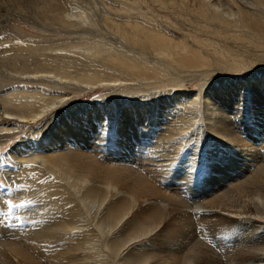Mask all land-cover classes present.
Segmentation results:
<instances>
[{"label": "bare ground", "instance_id": "bare-ground-1", "mask_svg": "<svg viewBox=\"0 0 264 264\" xmlns=\"http://www.w3.org/2000/svg\"><path fill=\"white\" fill-rule=\"evenodd\" d=\"M11 1L17 9H22L19 0ZM152 1L175 11L194 30L180 33L165 29L136 8L138 3L132 8L138 10L136 15L143 16L132 17L131 11L126 12L127 8L123 7L125 17L116 20L108 10L93 16L89 12L91 7L79 6L65 13L63 6H53L55 0H39L34 4L36 13H64L69 16L65 21L74 26L98 27L101 23L107 27L104 28L107 34L85 36L77 42L79 46L71 43L74 49L71 44L72 49L63 48L66 44L45 47L39 53L33 49L35 53H29V58L20 62L2 52L0 75L24 84L17 87L0 82V118L13 120L0 122V133L10 136L31 123H38L32 133L42 135L45 128L57 124L39 143L26 140L13 146L12 155L18 166L8 167V178L22 177L32 183L30 192H36V198H43L39 203L30 200L28 206L36 219L25 224L61 230L60 239H75L81 255L87 256V250L91 257L98 253L96 247L106 248L115 264L119 261L161 264L163 257L154 253L152 246L137 242L150 233L147 239L150 242L166 236L189 246L183 254L176 250L172 253L168 258L172 264H222L218 255L194 237L192 229L195 223L203 225L217 220L249 231L233 252L225 249L226 260L264 262L258 255L264 249V162L257 164L253 174H247L246 181L226 188L212 199L196 200L191 206L177 196L180 187L179 192L194 185L197 178L196 173L185 170V164H177L178 154L186 141H197L196 136L204 127L219 137L222 144H227L226 148L220 145L223 156L233 151L248 154L249 160L257 159L251 153L255 149L241 142L236 132L244 127L260 128V121L250 114V120L241 122L243 127L235 126L240 128L236 130L234 117L238 109L251 113L249 104L254 100L256 111L264 107V0ZM206 76H211L208 83L212 89L205 91L200 99L207 78L199 80ZM196 81L200 82L196 91L184 89L186 84ZM166 85L174 88L163 89V93L155 91ZM96 88L106 92L102 103L95 102V106L88 108L86 104L72 103L83 91ZM215 93L219 101L222 96L227 100L238 99L221 106L214 102L218 100H210L211 95L217 96ZM201 117L205 126L193 128ZM191 129L193 132L187 135ZM89 141L119 145L128 160L138 155L147 165H160L158 174L166 181L161 178L153 184L130 167L103 165L90 154V149L77 150L78 146L89 145ZM196 141L190 146L191 154L198 149ZM22 144L28 146L24 152L19 151ZM95 148L92 146V150H99L100 145ZM194 168L195 165L190 170ZM167 185L173 187L171 193L165 192ZM17 191L22 197L28 190ZM44 213L51 218L42 217ZM7 247L18 263L38 264L31 251L14 244ZM2 263L8 264L3 260Z\"/></svg>", "mask_w": 264, "mask_h": 264}, {"label": "rangeland", "instance_id": "rangeland-1", "mask_svg": "<svg viewBox=\"0 0 264 264\" xmlns=\"http://www.w3.org/2000/svg\"><path fill=\"white\" fill-rule=\"evenodd\" d=\"M19 1L23 5L22 9H17L11 0H8L7 3H3V4L0 3V56L2 55V52H5L6 53L5 56L9 57L10 55V58L16 59V62H20L22 59L24 60L27 59V57L29 58V55L31 54V52L33 54L34 50L35 51L37 50L36 52L39 53V50L51 48V46L52 48H54L57 46H62L63 44H66L63 46V48L66 47L65 49L67 48L69 49L71 45L72 44L75 45V43L79 46V43L77 42L81 41L85 36H91L92 34L102 33V32L104 34H107V32L105 31V29L107 30V27L106 28L103 27L102 25H100L101 23H99L98 27H91L88 25H76V26L69 25L71 23H67L65 21L67 20V18H69V16L65 15L64 13L61 14L62 16L57 14H50L48 12H40L38 10H37L38 12L36 13V10L34 9V4L36 2H39V0H19ZM55 1H56V4L54 2L55 5L52 2L53 6H59V7L63 6L62 9L65 10V13L67 11L73 12L74 10L78 9L79 6H81V9L82 8L89 9L91 7L89 9V12L93 13L92 14L93 16L103 14L104 11L108 10L113 18L119 20L123 18V15L126 14V12L131 11L132 17L143 16L144 14L145 16L147 15L151 16L153 19L157 20L160 26H162L165 29H171V30L173 29L174 31H180V33H182L181 31H183L184 33L189 30L190 31L194 30V27L191 25V23H189L186 19L179 17L177 14H175V11H172L167 8H163L161 5L153 2L152 0H137V1L136 0H55ZM136 3L139 4V5L137 4L138 7L136 6ZM132 5L136 6V8H139V10L141 12H144V14L142 15L139 13L136 15L135 13L138 10L133 9ZM37 6H39V4ZM92 7H94L95 9L94 8L92 9ZM123 7L127 8V11L122 10ZM63 18L66 23L63 21ZM75 21L77 20L75 19ZM84 31H88V32H84ZM226 43L230 45L233 44L230 41H226ZM68 44L69 47L67 46ZM72 48L74 49L73 45ZM218 70L222 71L221 69ZM254 72L257 73L258 71H254ZM211 76L202 77L199 80L201 82V81H205V79L207 78L206 81L208 84V85L205 84L203 92H201L200 99H202V94L205 95V91H210L212 89L211 85H209L208 83L210 81ZM242 79L243 78H241V80H238V83H240V85L243 81ZM199 81L193 82L191 84L189 83L186 84L184 89L190 92L196 91L198 89L197 85H199L200 83ZM0 82L8 83L10 86H17V87L24 84L23 82H20L18 80L16 81L11 78L6 79L3 75H0ZM25 84L29 85L28 83ZM172 88H174L172 85H166L165 87L155 89V91L163 93L162 92L163 89L170 90ZM105 94L106 92H104L102 88H96L93 90L90 89L88 91H83L82 94H80V96L73 98L72 103L73 104L75 103L76 105L86 104L87 108L93 107L95 106L94 105L95 102L96 104L102 103L103 101L102 96H104ZM215 95L217 94L215 93ZM211 96H212V99H210L211 101H213V99L215 100L219 99L218 95L217 96L211 95ZM237 99L238 98H235V100ZM225 100L227 99H224L222 96V100L220 101L218 100L217 102L216 101L214 102L221 106L222 105L227 106L230 103H232L234 99L231 98L227 100L228 101L227 103ZM255 102L256 101L254 100L251 101V104H249L251 113H249L247 109H245L246 111L245 110L242 111L241 109L235 111L234 119L237 121L236 122L237 124L236 125L234 124V128L236 130H240V128H237L235 126H239V127L242 126L240 124L241 122L247 123L250 120L248 119L250 114L251 116L253 115L254 118L256 119L258 118L257 120L260 121V123L258 124L260 128L244 127L243 128L244 130L242 129L241 132L240 131L236 132L237 135L241 136V137L238 136L241 139V142H246L248 145H251L255 149V151L251 150L252 151L251 153H253L254 157L256 156L257 159L255 158L256 160L254 161V158H250L252 160H249L246 158L248 154L246 153L244 155L241 154L242 155L241 156L238 153H234L233 151L231 152L230 155L223 156L224 151L222 152V150L224 149H222L220 145H223L222 147L226 148L227 144L225 143L222 144V141L220 140L219 137L214 136L210 132H207V129L206 130L204 129L205 121L204 120L202 121L203 118L201 117L200 119H198L197 121L198 123L193 128H197L201 126L200 128L204 127L202 128L204 131L202 130V133H199L201 136L199 134L198 136H196L198 138L197 141L195 139H191L190 142L188 141L185 142L184 146L182 147V149L178 154L179 161L177 163L178 165L180 164L181 166L185 164L184 165V168H186L185 170H189V172L193 171V173L197 174V178L195 181L196 183H194L195 186L190 184L189 186H187V188L183 187L184 190L183 191L181 190L180 192L179 189H181L182 187H180L179 189L177 188L178 197L182 198L191 206L195 204L196 200H197L196 202H200V201L203 202L205 200L212 199L214 196H216L218 193L222 192L226 188H229L232 185L239 184L240 182L242 183L243 181H246L248 177L247 174L248 175L253 174L255 169L257 168V164L264 162V154H263L264 142L262 141V139L264 138V114H263L264 107L263 109L259 108L256 111L254 107ZM0 117H2L1 113H0ZM6 121L9 123L13 122V120L10 119L4 120L3 118H0V122H6ZM201 122H203V124ZM37 124L38 123H31L26 127H24L21 131H17L10 136L6 135V133H0V164L3 166V168L0 169V186H1L0 187V264L2 260L5 263L7 262L8 264H22V263H18L16 257L12 256V254H10V251L8 250L7 246H9L10 248V246L13 244L19 246L21 249H27L31 251L36 257L38 264H115L116 261L113 260L110 256L108 257L106 248L96 247L95 252L98 251V253L96 255H91V257L88 255L87 250H85L87 256L83 254L81 255L82 250L78 249L80 246H78L76 242H74L76 241L75 239L72 238H68V239L63 238V240L60 239L61 235L59 233L62 232L61 230L51 229V228L47 230L37 225L25 224L26 222L36 219L35 216H33L31 208H29L28 206L30 200L32 199L35 203H39V202H43V198L38 196H37L38 198H36L37 193L35 192L34 194L30 192L32 183L23 180L22 177H18V179L17 178L9 179L8 175H10L9 174L10 170L8 169V167L14 169L17 168L18 166L17 163L14 161V157L12 155L13 146L20 145L22 142L24 144L26 140H27L26 142H29L30 140H34L39 143L40 140L48 137L49 130L57 128V124L54 122V124L51 125V127L44 129L42 135L33 134L32 133L34 129L33 127ZM192 132L193 129H191L189 131V134L187 135H190ZM194 141L198 142L196 145L198 149H195L194 154H191L193 152L192 150L193 148H191L190 146L194 144ZM89 143L91 144V145L89 144L90 146L81 145L78 146L77 150H79L80 148L81 149L87 148L88 150L90 149L91 150L90 154L93 157H96V159H98L99 162L102 163L103 165H108V166L121 165V166L130 167L131 169L139 172L143 177L149 179V181L152 182L153 184L156 183L157 179L162 178V175L158 174L161 173L160 170L157 169V167L160 165L155 166V164L153 163L147 165L146 162L139 159L138 155H136V158H133V160L131 159L128 160L125 154L123 153L122 148L119 145H116L117 146L116 148V146L114 145L112 146L103 145L100 142H96V141H91V142L89 141ZM23 144L19 148V151L21 150L20 152H24L25 150L28 149V146ZM94 145L95 147H97V149L98 146L100 145L99 150H92V146L93 149H96ZM70 147L76 148V146L73 145L72 146L70 145ZM113 148L115 151L113 150ZM190 149L192 151H190ZM113 155H115L114 158H112ZM103 156L106 158H104ZM120 157L121 158L125 157V158L121 159ZM258 157L260 158V160L258 159ZM180 159L183 160L181 163H180ZM217 159L220 162L222 160V163H219ZM190 163L192 166L193 165L196 166L197 169L194 168L195 171L190 170L192 167L190 166ZM218 167H220V169H218ZM209 168H211V170ZM161 180L166 181L164 180V178H162ZM167 186L169 188L164 189L165 192L171 193L173 191V189L171 188L173 187H171L170 185ZM17 189H21V190L25 189L28 191H25V196L21 197ZM198 211H200V209H198ZM42 217L51 218L48 213L47 214L44 213ZM195 219L196 218H193V220ZM226 225L228 224L220 223L219 221L215 220L213 222H210L208 224L205 223L203 225L202 224L199 225L198 223H195L192 229H193L194 237L201 243L203 241L205 244L204 243L202 244L205 248H207L209 251L210 250L213 251L216 255H218L219 259L220 260L222 259L221 260L222 264H264L263 261H260V263L259 261H254L256 259L254 260L252 259L253 261L251 259L248 261L244 259V262H241L243 260H238V259L237 260L225 259V256L223 255L225 249L226 251L233 252L236 247V244L240 243L239 241H241L246 234H249V231L247 230L241 231V229L235 224H232L230 226L229 225L226 226ZM245 228L247 229V227ZM253 229L254 226L249 228V230H253ZM260 229L263 228H258L257 230ZM261 231H257V233H260ZM151 234L152 233L145 236H141L140 237L141 239L138 238L137 242L145 243L147 244L146 245L147 247L152 246L151 247V249H153L152 251L154 253H157L159 256L163 257L162 258L163 261L162 259H160L161 264H166V263L172 264V259H168V258L172 256V253L175 250L177 251V253L183 254L184 251L186 252L189 249V246L188 245L185 246L186 245L185 243L180 245L178 243L179 242L178 240L174 241L166 236L157 237L156 239L153 240L154 243L150 242L147 239L151 237ZM139 240H143V241H139ZM168 240H170L171 242ZM105 252L106 254H104ZM99 253H101L102 255ZM106 255L108 258L106 257ZM228 255L230 254H227V256ZM258 255L259 256L261 255L262 259L264 260V249L263 251H260ZM121 263L126 264L121 261H119V263L117 264H121Z\"/></svg>", "mask_w": 264, "mask_h": 264}]
</instances>
